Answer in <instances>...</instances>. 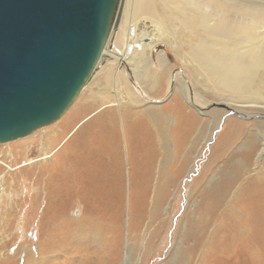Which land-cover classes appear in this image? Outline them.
<instances>
[{
  "label": "bare ground",
  "instance_id": "1",
  "mask_svg": "<svg viewBox=\"0 0 264 264\" xmlns=\"http://www.w3.org/2000/svg\"><path fill=\"white\" fill-rule=\"evenodd\" d=\"M138 17H143L142 27L147 31L129 36V25ZM119 20L128 26L120 60L130 65L134 59L146 61L139 73H133L149 91L160 87L157 73L148 65L155 45L163 41L211 97L229 102L236 110H257L264 116V0H120L108 42L88 82L107 57L119 56L109 49ZM145 35H149L147 41ZM102 72L106 73L105 90L95 103L91 104V94L58 123L0 148V218L5 221L0 229L14 227L20 214L41 215L37 245L26 248L24 264H73L77 257H83L81 264H117L111 249L116 243L119 255L124 239L126 177L128 259L130 245L143 233L144 219L138 214L142 203L152 192L151 204L156 207L168 183L177 178L169 176L176 163L182 160L180 173L190 166L183 147L193 124L183 104L130 109L128 102L111 97V73L108 68ZM173 79L169 78V85ZM124 88L129 101L141 102L128 82ZM95 104L104 106L78 124ZM114 106L119 109L123 132ZM249 123L228 120L220 144L227 148L239 144L245 150L222 156V177L207 194L204 217L191 223L185 235V240L196 239L185 253L190 256L206 244L203 256L206 260L210 256L211 264H264L263 158L260 168L252 172L259 162L257 155L264 152V142H253L255 132L245 133L255 124L264 140V121ZM77 127L81 131L75 136ZM69 136L67 146L59 149ZM3 240L0 264L9 263L2 254L8 239ZM83 245L87 250L82 251Z\"/></svg>",
  "mask_w": 264,
  "mask_h": 264
},
{
  "label": "rangeland",
  "instance_id": "2",
  "mask_svg": "<svg viewBox=\"0 0 264 264\" xmlns=\"http://www.w3.org/2000/svg\"><path fill=\"white\" fill-rule=\"evenodd\" d=\"M134 21L129 25V36H136V34L143 35L145 31H147L145 27H142L143 17H138V19L136 18ZM127 27L128 26L125 23L123 24L121 20H119V26L110 39L109 49L111 51H113V49L114 51L116 50V53L119 54V56L117 58L107 57L104 64L97 70L95 76L86 84L77 99L60 119L49 125L38 128L31 134L63 120L72 112H75L79 104L83 102L85 98H90L91 94L92 97L90 99L93 100L91 104L95 103L94 99L96 100V98L105 90L106 73L104 74L102 72L105 68H108V71L111 73V83L109 85L110 88L108 89L111 97L113 96V98H119L128 102L130 109H136V107L164 106L168 103L173 104L181 102L184 106L185 112L191 116L193 124V129L183 147L184 154L186 153V156L190 157V166L186 171L180 173L182 169L180 168L182 160L180 163H176L175 168L171 170L169 176L171 178H175L176 176L177 178L174 182L170 181L168 183L166 193L163 195L164 197H162V195L159 196L160 200H158L156 207H153L151 204L153 196L152 192L149 195L148 201L142 203L140 207L141 209L138 210V214L144 219H142L143 225L141 230V233H143L140 239H137L130 245V255L128 259H126V256L128 249L129 184L127 181L128 177L125 178L127 182V192L123 217L124 239L120 245V251L122 253L120 252V254L117 255L116 249H118V246L116 243H113L115 246L112 245L111 256L115 255L118 259L117 264H185L186 258H191L190 260L188 259V263L186 264H211V262L208 261L210 256H208L209 258H207V260L204 259L203 256L206 244H204L203 247L201 245L199 247L200 249L197 248L195 251L196 253L194 252L190 254V256L189 253H185L186 250L189 252V248L194 247L196 244L195 238L185 240V235L187 234L191 223H198L201 221L202 217H204V202L207 201L208 192L212 190L215 183L220 177H222V171L224 168L223 160L225 155L229 154L231 151L245 150V148L241 147L239 144L233 145L232 148H227L226 146L224 147L222 143L220 144L228 120L230 118H239L251 123L256 120L264 121V116L260 115L257 110H246L247 108L243 111L236 110L235 106H231L229 102L211 97L205 92L203 87L196 85V81L186 68L183 59L173 52L171 45L163 41L158 42L157 45H155L153 55L148 65L150 71L157 73L160 87L152 92L149 91V87L145 84L142 85V82L137 80L136 74L133 73L136 71L139 73L143 69L146 61L134 59L135 61L132 60V65H130L128 60H125V63L120 60L123 51L122 39H125ZM142 28H144V30ZM144 38L147 41L149 35H145ZM171 76H173L174 79L169 85L168 80ZM127 82L141 99V102L137 105L136 103H132L131 100L129 101V98L125 93L124 83ZM202 90H204V93ZM116 92H119L120 95H116ZM103 106L104 105H97L94 107L93 111L88 115L83 116L78 124L81 125L87 122L89 118H91L90 115L97 112ZM114 107L116 108V115L119 117H117V121L120 132H123L119 109L116 106ZM248 112L251 114H248ZM77 129L78 127L73 131L74 134H79L81 131H77ZM256 129L255 124H250L245 133L247 135L249 132H255L256 136L254 137L253 142H260L262 144L264 140L261 136L259 137ZM73 133L70 136H72ZM77 134H75V136ZM70 136L63 141L59 149L67 146L65 144L68 139L71 138ZM23 138L16 140H21ZM16 140L1 143L0 148H3L6 144L13 143ZM223 151L224 154H222ZM223 155L224 157H222ZM262 158L264 159V152L261 156L257 155L259 162L255 163L253 166V173L260 168L259 166L262 163ZM1 192L2 191H0V195ZM145 195H147V193H145ZM39 215L40 212L31 216L20 214L15 221L16 225H14V227H11L7 231L0 229V242H4L3 237L5 240L6 238L8 239L7 247L2 251V254L6 255L5 260L9 261V263L5 264H24L26 248H31V246L37 245L41 216ZM150 215H153L154 219L152 221H150ZM4 224V219L0 218V226L2 225L3 227ZM209 230L211 232L213 226H210ZM18 246L21 248L20 252L18 251ZM85 246L86 245H83L82 251L87 250L86 248L88 247ZM95 249H97V247H94V250ZM184 254H187V256L183 257ZM81 258L83 259V257ZM81 258L77 257L73 264H81ZM90 264L95 263L92 261Z\"/></svg>",
  "mask_w": 264,
  "mask_h": 264
},
{
  "label": "water",
  "instance_id": "3",
  "mask_svg": "<svg viewBox=\"0 0 264 264\" xmlns=\"http://www.w3.org/2000/svg\"><path fill=\"white\" fill-rule=\"evenodd\" d=\"M120 0H0V143L60 119L93 75Z\"/></svg>",
  "mask_w": 264,
  "mask_h": 264
}]
</instances>
